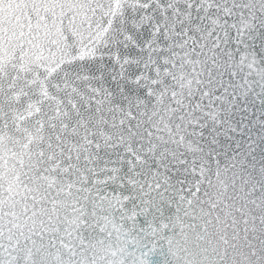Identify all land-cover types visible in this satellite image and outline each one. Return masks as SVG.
I'll return each instance as SVG.
<instances>
[{
	"label": "snow or ice",
	"instance_id": "6c2138e0",
	"mask_svg": "<svg viewBox=\"0 0 264 264\" xmlns=\"http://www.w3.org/2000/svg\"><path fill=\"white\" fill-rule=\"evenodd\" d=\"M0 264H264V0H0Z\"/></svg>",
	"mask_w": 264,
	"mask_h": 264
}]
</instances>
